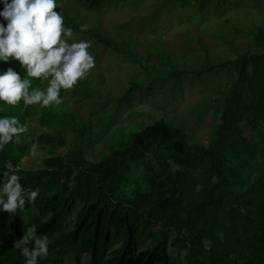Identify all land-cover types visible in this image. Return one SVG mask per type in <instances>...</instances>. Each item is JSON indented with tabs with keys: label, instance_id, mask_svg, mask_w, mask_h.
<instances>
[{
	"label": "trees",
	"instance_id": "trees-1",
	"mask_svg": "<svg viewBox=\"0 0 264 264\" xmlns=\"http://www.w3.org/2000/svg\"><path fill=\"white\" fill-rule=\"evenodd\" d=\"M107 1L114 0H79L95 11ZM234 1L218 0L217 5ZM199 2L203 12L207 0ZM64 22L142 66L129 43L110 39L97 27L80 32L84 23L67 13ZM251 33L252 45L228 40L235 60L215 64L207 58L193 70L179 69L166 58L172 68L166 79L235 68L206 144L192 142L186 131L162 118L132 130L122 144L95 160L85 151L89 125L76 121L68 108L0 102V115H15L28 128L0 149V179L16 172L25 188L39 189L35 201H26L15 215L0 212V264H22V245L16 241L28 225L50 241L38 264H66L71 248L78 250L75 264H83V258L89 264H264V27ZM7 66L0 64V69ZM11 66L23 71L15 61ZM156 78L162 79L154 74L149 81ZM149 81L132 82L129 92L148 88ZM28 120L52 132H35ZM66 130L74 143L65 154L55 148L41 167L23 166L34 153L32 144L40 150L41 142L53 143ZM24 213L32 215L29 221ZM142 239L148 243L143 249Z\"/></svg>",
	"mask_w": 264,
	"mask_h": 264
},
{
	"label": "rangeland",
	"instance_id": "rangeland-1",
	"mask_svg": "<svg viewBox=\"0 0 264 264\" xmlns=\"http://www.w3.org/2000/svg\"><path fill=\"white\" fill-rule=\"evenodd\" d=\"M217 2L207 0L202 12L199 0L187 5L181 0H114L95 11L82 7L79 0H59L63 16L67 13L89 27H97L110 39L129 43L142 64L137 66L125 54L73 32L76 39L91 42L88 51L95 58V67L72 89L62 90V104L53 106L68 108L76 121L89 125L85 141L89 158L98 159L103 151L122 144L132 130L162 118L186 131L192 142L209 143L219 119V100L236 77L234 66L202 77L191 73L163 77L172 70L166 58L179 69L199 70L207 58L215 64L235 60L236 53L228 40L242 46L253 44L251 31L256 26L264 27V0H237L221 8ZM154 74L162 79L149 81ZM148 81V88L129 92L132 82ZM29 123L35 132H52L34 120ZM54 138L57 140L53 143L41 142L42 149L27 156L23 166L39 168L53 149L65 154L74 143L67 130ZM24 215L26 221L32 217ZM147 244L142 239L139 246L143 249ZM76 255L78 250L71 248L66 264H75ZM82 262L89 264L84 258Z\"/></svg>",
	"mask_w": 264,
	"mask_h": 264
},
{
	"label": "clouds",
	"instance_id": "clouds-1",
	"mask_svg": "<svg viewBox=\"0 0 264 264\" xmlns=\"http://www.w3.org/2000/svg\"><path fill=\"white\" fill-rule=\"evenodd\" d=\"M0 5V64L9 65L0 69V102L41 108L61 105L62 90L72 89L95 67L88 51L91 42L74 37L73 29L65 25L59 0H0ZM88 28L87 23L78 26L80 32ZM12 61L23 71L13 68ZM33 79L39 84L33 86ZM26 132V124L17 116L0 115V149ZM36 147L32 144L31 150ZM20 179L16 172L0 179V212L15 215L39 195L38 188H25ZM16 243L22 245V264H38L48 254L50 241L35 225H28Z\"/></svg>",
	"mask_w": 264,
	"mask_h": 264
}]
</instances>
